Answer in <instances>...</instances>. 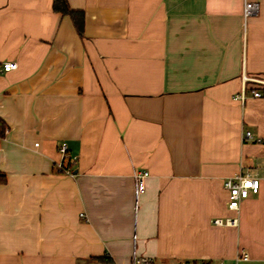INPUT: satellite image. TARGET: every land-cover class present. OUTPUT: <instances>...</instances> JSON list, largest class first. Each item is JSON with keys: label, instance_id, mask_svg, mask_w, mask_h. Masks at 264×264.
Masks as SVG:
<instances>
[{"label": "crops", "instance_id": "0c3cea01", "mask_svg": "<svg viewBox=\"0 0 264 264\" xmlns=\"http://www.w3.org/2000/svg\"><path fill=\"white\" fill-rule=\"evenodd\" d=\"M68 1L0 0V264H264V0Z\"/></svg>", "mask_w": 264, "mask_h": 264}, {"label": "built area", "instance_id": "2783aa9c", "mask_svg": "<svg viewBox=\"0 0 264 264\" xmlns=\"http://www.w3.org/2000/svg\"><path fill=\"white\" fill-rule=\"evenodd\" d=\"M260 11V2L257 0H246L244 8L245 26L248 19L254 15H257ZM18 67L16 61H4L0 62V71H10ZM245 79H252L251 77L245 76ZM255 80L262 81L261 79L255 78ZM255 96H261L260 91H254ZM244 96V95H243ZM245 97V96H244ZM245 137L251 138L252 134L247 132ZM260 140V139H259ZM60 152L62 153V160L57 164V168L60 171H64L71 175H74V171L71 166L66 165V161L75 163L76 158L71 157L69 153V147L67 143H62L60 146ZM150 175V172L146 169L139 170L135 173V184L137 197L141 192L146 189V179ZM225 187L230 192V208L240 212L242 201L248 198L252 193H256L260 188V179L258 177H252L244 173H238L226 179ZM218 225H231L238 226L240 223L239 216L235 217H218L214 220ZM249 255L246 252L240 253L233 262L229 263L226 260L218 262H198V261H185L181 264H244V261L248 260ZM89 264H117L112 262H100L92 261ZM131 264H157L155 259L151 256L138 254L136 251L133 252Z\"/></svg>", "mask_w": 264, "mask_h": 264}, {"label": "trees", "instance_id": "16d2710c", "mask_svg": "<svg viewBox=\"0 0 264 264\" xmlns=\"http://www.w3.org/2000/svg\"><path fill=\"white\" fill-rule=\"evenodd\" d=\"M54 8L64 14L71 15L79 33L81 35L84 33L85 13L83 11L72 9L68 0H54ZM5 127L4 122L0 119V136L5 133Z\"/></svg>", "mask_w": 264, "mask_h": 264}, {"label": "rangeland", "instance_id": "374dc122", "mask_svg": "<svg viewBox=\"0 0 264 264\" xmlns=\"http://www.w3.org/2000/svg\"><path fill=\"white\" fill-rule=\"evenodd\" d=\"M157 262H158V264H160L159 261H157ZM157 262H156V263H157Z\"/></svg>", "mask_w": 264, "mask_h": 264}]
</instances>
